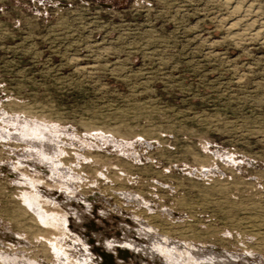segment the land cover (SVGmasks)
<instances>
[{"label":"rangeland","instance_id":"rangeland-1","mask_svg":"<svg viewBox=\"0 0 264 264\" xmlns=\"http://www.w3.org/2000/svg\"><path fill=\"white\" fill-rule=\"evenodd\" d=\"M103 253L264 264V0H0V264Z\"/></svg>","mask_w":264,"mask_h":264},{"label":"bare ground","instance_id":"bare-ground-1","mask_svg":"<svg viewBox=\"0 0 264 264\" xmlns=\"http://www.w3.org/2000/svg\"><path fill=\"white\" fill-rule=\"evenodd\" d=\"M257 34H258V33H256L255 35H257ZM119 252H120V255H121V256H122V255H126V254H128V251L125 250V249L120 250ZM101 253H102V252H101ZM103 257H104V260H102V261H104L105 264H108L107 262L110 261V259H112L110 255H106L105 253H103ZM122 257H123V256H122Z\"/></svg>","mask_w":264,"mask_h":264}]
</instances>
